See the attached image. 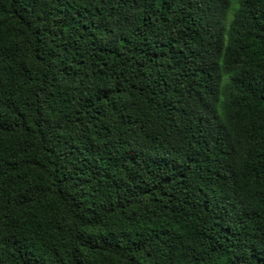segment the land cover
Returning a JSON list of instances; mask_svg holds the SVG:
<instances>
[{
  "label": "trees",
  "instance_id": "obj_1",
  "mask_svg": "<svg viewBox=\"0 0 264 264\" xmlns=\"http://www.w3.org/2000/svg\"><path fill=\"white\" fill-rule=\"evenodd\" d=\"M0 264H264V0H0Z\"/></svg>",
  "mask_w": 264,
  "mask_h": 264
}]
</instances>
